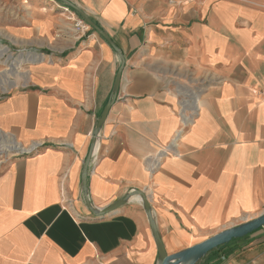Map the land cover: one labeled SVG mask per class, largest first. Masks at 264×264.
<instances>
[{"label": "crops", "instance_id": "crops-1", "mask_svg": "<svg viewBox=\"0 0 264 264\" xmlns=\"http://www.w3.org/2000/svg\"><path fill=\"white\" fill-rule=\"evenodd\" d=\"M15 1L28 11L15 34L47 49L67 25L60 2ZM67 1L124 58L88 175L92 206L143 191L168 255L264 214V0ZM67 35L0 99V133L35 148L0 169V264H157L139 198L103 217L84 205L82 164L120 59L91 29ZM173 142L150 174L145 159ZM197 264H264V227Z\"/></svg>", "mask_w": 264, "mask_h": 264}, {"label": "water", "instance_id": "water-1", "mask_svg": "<svg viewBox=\"0 0 264 264\" xmlns=\"http://www.w3.org/2000/svg\"><path fill=\"white\" fill-rule=\"evenodd\" d=\"M52 1H59L60 5L68 8L69 10L73 11L78 18L83 21L89 28L94 31L98 36H100L103 40H105L108 45L113 49V51L118 55L120 59V68L115 76V79L113 81V87L111 90V94L109 96V100L104 106V108L101 111V115L97 120L96 125L93 128V132L91 134L90 144H89V151L83 160L82 169H81V182H80V189L81 193H83V202L89 213L92 215V217H103L106 215H109V213H112L118 209H120L122 206H124L125 203L128 202V200L132 197H137L141 201V204L144 208V211L147 216V220L150 225L151 229V235L154 238L155 246H156V253H158V262L157 264H197L199 261L204 259L208 254L219 250V248L224 247L234 240L242 239L247 236H249L251 233L261 229L264 227V214L249 220V222L242 223L240 225L234 226L233 228H229L226 230H223L221 232H218L213 237H210L203 241L200 244H196L194 246L189 247L186 250L180 251L179 253H175L172 255H168L167 252H165L161 238L158 235L157 229H156V223L154 222L153 215H152V209L149 205L148 199L143 191L138 190H131V192L124 195L123 198L117 200L113 204L109 205L107 208L104 209H98L92 206L89 198V192H88V180H89V171L92 165V158L94 157V154L98 147V141L101 135V127L103 126L107 113L110 110L113 103L116 101V96L118 94L119 86H120V76L123 70V64H124V58L121 53V51L118 50V48L115 46L114 42L110 38V36L107 35L105 31H103L100 26L93 21L85 11H83L79 6H76L75 4H71L67 0H52ZM34 149V148H33ZM29 151H32L29 150Z\"/></svg>", "mask_w": 264, "mask_h": 264}, {"label": "rangeland", "instance_id": "rangeland-1", "mask_svg": "<svg viewBox=\"0 0 264 264\" xmlns=\"http://www.w3.org/2000/svg\"><path fill=\"white\" fill-rule=\"evenodd\" d=\"M61 13L59 9L58 16L67 25L57 27L54 33L55 40L46 45L47 49H38L31 46L30 40L27 38L15 34L17 29L28 19V11L18 6L15 0H0V99L17 89H21L27 82L31 65L38 62L35 60L29 63L32 56H36L38 60H41L43 56L50 53V50L57 51L61 49L66 38L63 37V32H66L68 37H72L70 32L71 23L67 22L66 16L62 17ZM4 135L14 138L8 134ZM26 154L17 152L9 156L0 153V169L9 165L15 158L27 156Z\"/></svg>", "mask_w": 264, "mask_h": 264}, {"label": "built area", "instance_id": "built-area-1", "mask_svg": "<svg viewBox=\"0 0 264 264\" xmlns=\"http://www.w3.org/2000/svg\"><path fill=\"white\" fill-rule=\"evenodd\" d=\"M59 9L61 10V16H66V21L71 23V35L73 37V39H83L85 38L86 35H88L90 28L89 26H87L83 21H81L78 16L71 10H69L66 7L60 6ZM264 96V90L261 93ZM190 104L184 105V107H189ZM192 110L191 113L186 115L181 113V124H182V130H180L179 133L176 134V139L180 137V135L184 132V130H186L188 128L189 125H191L194 121V118L197 115V111L196 108L194 106H192ZM183 111V110H182ZM176 144L173 142L171 145H169V147L164 148L163 150H160L157 154H155L153 157H148L145 159V163H146V169L147 171L152 174L155 171H157L161 165L162 162V158L164 156H166L167 154H169V152H172L175 149ZM34 148V147H33ZM32 149V151L35 149ZM30 150V149H29ZM24 152V154H29L30 152ZM95 155V154H94ZM93 159L92 158V163H93Z\"/></svg>", "mask_w": 264, "mask_h": 264}, {"label": "bare ground", "instance_id": "bare-ground-1", "mask_svg": "<svg viewBox=\"0 0 264 264\" xmlns=\"http://www.w3.org/2000/svg\"><path fill=\"white\" fill-rule=\"evenodd\" d=\"M31 57V56H30ZM39 61L36 56H32L29 60V63L31 61ZM28 61V60H27ZM24 64V63H23ZM14 69V68H13ZM18 71V70H17ZM22 74V73H21ZM14 85V83H13ZM12 86V85H11ZM32 147V146H31ZM31 150V148H30ZM17 152H29V150L23 148L18 141H16L14 138H9L8 136L4 135L3 133H0V153H4L6 155H12Z\"/></svg>", "mask_w": 264, "mask_h": 264}]
</instances>
